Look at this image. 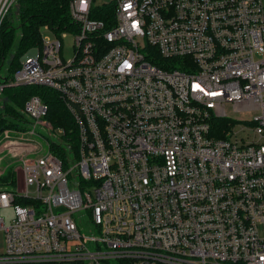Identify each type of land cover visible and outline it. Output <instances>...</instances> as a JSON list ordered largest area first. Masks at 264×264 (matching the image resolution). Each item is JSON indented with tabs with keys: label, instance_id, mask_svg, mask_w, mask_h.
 Masks as SVG:
<instances>
[{
	"label": "built area",
	"instance_id": "1",
	"mask_svg": "<svg viewBox=\"0 0 264 264\" xmlns=\"http://www.w3.org/2000/svg\"><path fill=\"white\" fill-rule=\"evenodd\" d=\"M69 5L0 83L69 115L32 96L0 133V264H264V0Z\"/></svg>",
	"mask_w": 264,
	"mask_h": 264
},
{
	"label": "trees",
	"instance_id": "2",
	"mask_svg": "<svg viewBox=\"0 0 264 264\" xmlns=\"http://www.w3.org/2000/svg\"><path fill=\"white\" fill-rule=\"evenodd\" d=\"M71 0H18L0 28V83L9 82L21 67L20 61L31 49L42 43L43 27L63 31L70 26L69 9ZM7 82V83H8ZM0 98V133L18 126L19 111L32 96H39L49 106L47 116L55 126L67 127L69 115L60 96L39 86L11 87L2 92ZM227 126L228 121L214 122V136L222 137L217 126ZM9 173L8 177H13ZM1 181L4 180H0Z\"/></svg>",
	"mask_w": 264,
	"mask_h": 264
},
{
	"label": "rangeland",
	"instance_id": "3",
	"mask_svg": "<svg viewBox=\"0 0 264 264\" xmlns=\"http://www.w3.org/2000/svg\"><path fill=\"white\" fill-rule=\"evenodd\" d=\"M42 34L44 35L45 38H48V39H55L56 37V34L54 33L53 30H51V28L49 27H44L43 30H42ZM73 42H74V35L71 34L70 32H67L65 33V37L63 38V48H64V53H65V56L71 58L73 57L74 55V48H73ZM227 113L233 117H241V115L237 114V113H232V108H228V111ZM238 131H240L238 129ZM14 160H12L11 158H7L5 161H4V165L5 166H8L9 165V170L11 173V171H13L14 169L18 168L20 166L19 163L17 162H13ZM11 217V213L8 212L6 214V219ZM83 232H87L88 233V230H83Z\"/></svg>",
	"mask_w": 264,
	"mask_h": 264
}]
</instances>
